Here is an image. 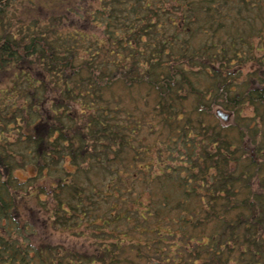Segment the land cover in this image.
I'll return each instance as SVG.
<instances>
[{"label": "trees", "instance_id": "16d2710c", "mask_svg": "<svg viewBox=\"0 0 264 264\" xmlns=\"http://www.w3.org/2000/svg\"><path fill=\"white\" fill-rule=\"evenodd\" d=\"M102 2L101 37H0L27 83L0 112V264H264V0Z\"/></svg>", "mask_w": 264, "mask_h": 264}, {"label": "rangeland", "instance_id": "374dc122", "mask_svg": "<svg viewBox=\"0 0 264 264\" xmlns=\"http://www.w3.org/2000/svg\"><path fill=\"white\" fill-rule=\"evenodd\" d=\"M102 5V0H11L9 4L0 9V37L8 34L9 36L21 38L22 36L35 34L36 31L41 29V26L50 28V20L52 18L56 19L54 29L58 30V19L64 18L63 23H60V27L65 33L80 31L95 39V37L103 35V27L97 26L95 23V19H97L96 10L101 8ZM62 15L65 17H62ZM16 85L25 89L27 83L24 76L19 73V70H14L10 65H0V112L3 114L11 112L13 104H20L22 100H26L18 93V87L15 89ZM202 87L204 88V86ZM147 92L148 90L145 86L137 87L129 92L123 86L117 85L111 93L118 100L126 104L129 103L130 108L135 109L138 115L147 114L149 119L151 106L148 103L150 102V97ZM223 101L218 100L217 104L213 106V120L227 125L233 121L234 117L232 116L229 121H224L216 113L217 108L231 112L230 108L218 104L220 102L224 104ZM242 112L252 114L253 107L247 105ZM144 140L148 141L149 138H144ZM34 173V168L20 169L16 172L23 179ZM40 229L43 230L42 228ZM45 231L50 233L47 229ZM87 231L84 233L68 231L65 234L67 235L66 238L79 246L85 247L91 242L94 244L95 240ZM52 238L54 241L60 240L57 234H53Z\"/></svg>", "mask_w": 264, "mask_h": 264}, {"label": "water", "instance_id": "95a60500", "mask_svg": "<svg viewBox=\"0 0 264 264\" xmlns=\"http://www.w3.org/2000/svg\"><path fill=\"white\" fill-rule=\"evenodd\" d=\"M217 115L223 119L224 121H229L232 117V113L231 112H225L224 110H222L221 108H218L216 110Z\"/></svg>", "mask_w": 264, "mask_h": 264}]
</instances>
